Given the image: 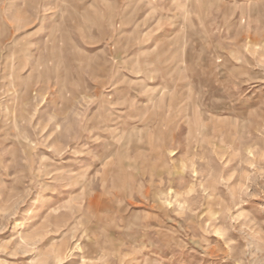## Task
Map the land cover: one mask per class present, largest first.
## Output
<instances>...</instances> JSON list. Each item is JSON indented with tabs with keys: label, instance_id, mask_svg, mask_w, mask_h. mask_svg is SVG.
<instances>
[{
	"label": "rangeland",
	"instance_id": "rangeland-1",
	"mask_svg": "<svg viewBox=\"0 0 264 264\" xmlns=\"http://www.w3.org/2000/svg\"><path fill=\"white\" fill-rule=\"evenodd\" d=\"M0 264H264V0H0Z\"/></svg>",
	"mask_w": 264,
	"mask_h": 264
}]
</instances>
